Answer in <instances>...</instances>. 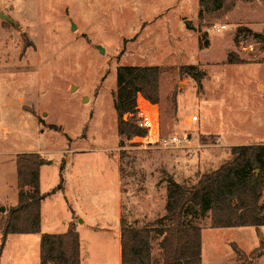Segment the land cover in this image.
Returning a JSON list of instances; mask_svg holds the SVG:
<instances>
[{
    "label": "rangeland",
    "instance_id": "374dc122",
    "mask_svg": "<svg viewBox=\"0 0 264 264\" xmlns=\"http://www.w3.org/2000/svg\"><path fill=\"white\" fill-rule=\"evenodd\" d=\"M0 13L11 20L0 18V195L12 197L16 154L41 155L40 192L62 178L76 211L61 191L46 196V233L62 234L72 221L81 264H121V218L134 228L160 227L168 176L194 185L231 158L210 134L231 131L233 141L264 135V86L257 87L264 84V39L247 32L264 36V1L224 0L204 13L199 0H0ZM216 25L225 29L215 34ZM230 53L245 63L227 64ZM120 66L159 68L161 133L189 134L187 147L121 140L112 105ZM114 164L118 227L109 225L117 205ZM185 218L202 228L201 264H264L248 257L264 241V227L211 229L209 215L193 209ZM158 243H151L152 264H161ZM24 249L11 240L0 264H39L31 251L22 259Z\"/></svg>",
    "mask_w": 264,
    "mask_h": 264
},
{
    "label": "trees",
    "instance_id": "16d2710c",
    "mask_svg": "<svg viewBox=\"0 0 264 264\" xmlns=\"http://www.w3.org/2000/svg\"><path fill=\"white\" fill-rule=\"evenodd\" d=\"M224 0H199L204 13L216 11ZM249 1V0H243ZM264 1V0H260ZM201 14V12H200ZM247 30V29H240ZM253 34L264 39V36ZM209 44L205 42L207 47ZM245 61L234 53L227 64ZM184 69V68H183ZM186 70H192L187 67ZM159 68L155 66H120L116 69V91L112 105L117 117V134L121 137H143L135 117V100L142 95L151 104L159 102ZM127 115L128 119L123 120ZM53 131L59 129L48 125ZM231 159L210 173L200 174L194 185L166 179L165 214L158 228H134L120 219L121 264H152V241L158 240L161 264H201L202 228L186 220L193 209L200 216L209 215V228L264 226V144L240 145L230 149ZM17 179V203L0 212V253L8 235L40 234V205L55 191L63 192V180L48 194L39 189V170L46 160L38 153H19L14 157ZM1 207V206H0ZM264 241L248 257L264 258ZM233 252L244 256L235 244ZM39 264H80L79 235L73 224L62 234H41Z\"/></svg>",
    "mask_w": 264,
    "mask_h": 264
},
{
    "label": "crops",
    "instance_id": "0c3cea01",
    "mask_svg": "<svg viewBox=\"0 0 264 264\" xmlns=\"http://www.w3.org/2000/svg\"><path fill=\"white\" fill-rule=\"evenodd\" d=\"M260 85H263V83H259L257 87H259ZM264 89V88H263ZM252 110V109H251ZM236 133V131H234V134ZM212 136H214L215 140L217 142H220V145L224 148H229V150L232 148V147H235V146H240V145H251V144H264V135L263 137L261 138H258L256 136H254V134L252 133H248V135L245 137L246 140L245 141H237V140H232V139H236L237 136L233 135V133L231 131H229L228 133H223V134H210ZM223 143V144H222ZM230 157V156H229ZM231 158H229L230 160ZM228 160V161H229ZM15 162V161H14ZM115 166V170L117 171V175H118V180H117V201H116V213H115V216L112 218V222L111 224H109L110 226H115V227H118L119 226V213H118V201H119V184H120V181H119V171H118V167L116 164H114ZM113 166V167H114ZM41 171V168L39 170V173ZM207 173H210V172H207ZM11 192H12V197L7 199L6 196H2L0 195V206H3L5 208L7 207H13L16 205L17 203V179H16V182H15V185L12 184L11 186ZM67 194V195H66ZM69 194L71 195L72 192H69ZM61 196L65 199V201L67 202L68 204V207L70 209L71 212H75V210L72 209V207L75 208V206L73 205V203H69V195H68V190H67V187H63V192L61 193ZM42 205H43V202H41V205H40V234H20L21 236H25V238H30L29 240L28 239H25L23 241H21L20 239L15 242L13 238H17L18 236L20 235H8L7 238H6V242H5V245L2 249V254L3 252H6L9 248V245L11 243V240L17 244L18 248L19 249H22V246L25 248L24 249V254L22 256V259H26L27 258V254L34 252L36 256L39 257V246H40V236L41 234H44L48 231V227L50 225V220L47 219V217H45L44 219V215L42 214ZM75 216V215H74ZM76 218H78L81 223L83 224V221L79 218V216L77 215ZM65 223V222H64ZM73 222L72 221H69V222H66L64 225H66V231L68 229V226L69 224H72ZM264 226H261V227H258V228H254V227H251L253 228L255 231H260ZM250 228V227H249ZM222 229H228V228H222ZM65 233V232H64ZM48 234V233H47ZM261 237V235L259 236V238ZM20 244H23V245H20ZM1 254V255H2ZM12 258H14L12 256ZM11 263H13V260L11 261ZM16 264H21V262L19 261H15ZM121 263V261H120ZM81 264V262H80Z\"/></svg>",
    "mask_w": 264,
    "mask_h": 264
},
{
    "label": "built area",
    "instance_id": "2783aa9c",
    "mask_svg": "<svg viewBox=\"0 0 264 264\" xmlns=\"http://www.w3.org/2000/svg\"><path fill=\"white\" fill-rule=\"evenodd\" d=\"M224 29L225 25H216L213 27V33L219 34ZM134 111L137 125L145 131V135L143 137H123V142L136 140L143 145L158 146L163 149H179L187 147L190 144V135L184 132L182 134L162 135L158 111L153 104L140 94L136 97ZM190 122H198V116H192Z\"/></svg>",
    "mask_w": 264,
    "mask_h": 264
},
{
    "label": "water",
    "instance_id": "95a60500",
    "mask_svg": "<svg viewBox=\"0 0 264 264\" xmlns=\"http://www.w3.org/2000/svg\"><path fill=\"white\" fill-rule=\"evenodd\" d=\"M0 18L3 19V20L6 21V22L11 23L10 18H9L8 16H6V15H3V14L0 13ZM185 24H186V25H189V21H185ZM72 29H74V25H72ZM98 50L100 51V53L103 52V50H102L100 47H98ZM0 212H1V213H4V212H5V207H2V206H1V207H0Z\"/></svg>",
    "mask_w": 264,
    "mask_h": 264
}]
</instances>
